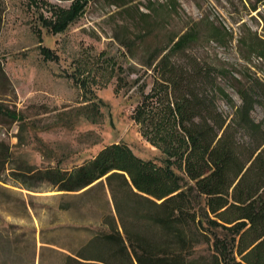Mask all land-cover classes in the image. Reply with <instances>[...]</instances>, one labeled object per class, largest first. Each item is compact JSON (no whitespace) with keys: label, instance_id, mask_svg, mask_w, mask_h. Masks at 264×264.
I'll use <instances>...</instances> for the list:
<instances>
[{"label":"rangeland","instance_id":"rangeland-1","mask_svg":"<svg viewBox=\"0 0 264 264\" xmlns=\"http://www.w3.org/2000/svg\"><path fill=\"white\" fill-rule=\"evenodd\" d=\"M85 1L82 15L54 34L44 20L52 21L53 9L68 8L72 1L0 0V64L8 78L0 81V103L21 113L24 122L21 132L20 119L0 115V139L12 147V166L25 159L37 168L70 169L119 142L158 165L173 161L174 144L146 130L144 135L139 126L152 106L149 95L157 78L145 64L172 34L191 30L194 41L186 52L200 65L224 69L219 83L236 103L237 80L243 85L249 77L264 82V60H245L249 33L264 39V4L257 0H175L177 6L169 13L154 14L150 31L110 0ZM149 1L167 0L134 3L143 12ZM215 28L226 30L223 41L212 38ZM119 40L128 42L130 50ZM42 47L54 58H43ZM173 58L183 66L191 61ZM99 100L103 104L98 110H81ZM218 107L224 115L232 113L222 100ZM252 116L260 121L263 108L257 107ZM36 186L30 192L7 185L10 189L0 193V264H58L60 251L75 249L89 237L109 199L106 189L62 195Z\"/></svg>","mask_w":264,"mask_h":264},{"label":"trees","instance_id":"trees-1","mask_svg":"<svg viewBox=\"0 0 264 264\" xmlns=\"http://www.w3.org/2000/svg\"><path fill=\"white\" fill-rule=\"evenodd\" d=\"M70 1L68 8L53 9L54 19L44 20L43 26L54 34L66 31L86 4ZM134 1L110 4L135 14L147 31L154 14L177 6L175 0L149 1L142 12ZM225 34L215 28L212 38L220 42ZM119 41L130 50L128 42ZM193 41L191 30L172 34L145 64L157 78L149 95L152 106L139 126L144 135L174 144L173 161L158 165L119 142L70 169L37 168L25 159L12 166V147L0 139V193L10 189L7 185L36 192V183L62 195L108 191L96 228L77 248L60 251L58 264H264V118L252 116L257 107L264 110V82L249 77L243 85L237 80L236 103L219 83L224 69L200 65L186 52ZM244 42L245 60H264V39L250 32ZM41 54L55 56L48 47ZM175 56L191 61L183 66ZM1 80L8 78L0 64ZM219 100L232 110L230 115L219 109ZM102 104L90 102L81 110H98ZM0 115L20 119L23 131L21 113L0 103Z\"/></svg>","mask_w":264,"mask_h":264}]
</instances>
